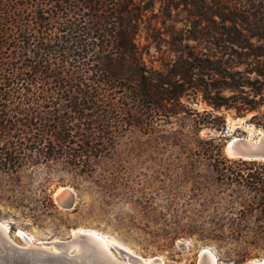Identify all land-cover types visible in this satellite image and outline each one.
<instances>
[{
  "label": "trees",
  "instance_id": "trees-1",
  "mask_svg": "<svg viewBox=\"0 0 264 264\" xmlns=\"http://www.w3.org/2000/svg\"><path fill=\"white\" fill-rule=\"evenodd\" d=\"M156 2L166 20L182 14L186 22L165 41L179 56L164 70L144 63L136 40ZM256 23L264 24V0H0V199L53 208L45 187L32 196L27 170L96 181L98 163L114 158L127 135L153 139L158 119L176 117L182 129L173 141L195 143L220 193L228 192L216 236L236 243L237 263L263 258L264 162L228 158L220 136L198 135L224 129L222 108L253 113L248 121L264 126V34ZM150 38L164 41L155 29ZM198 93L211 110L182 101ZM108 174L101 180L116 178Z\"/></svg>",
  "mask_w": 264,
  "mask_h": 264
},
{
  "label": "rangeland",
  "instance_id": "rangeland-1",
  "mask_svg": "<svg viewBox=\"0 0 264 264\" xmlns=\"http://www.w3.org/2000/svg\"><path fill=\"white\" fill-rule=\"evenodd\" d=\"M147 17L136 40L142 47L144 63L149 68L164 70L179 56L170 51L165 41L186 22L182 14H172L166 20L160 2L155 3ZM253 27L254 31L264 34L263 23ZM153 29L164 40L160 44L150 38ZM254 75H246L244 79H253ZM244 89L249 93L248 87ZM221 94L228 96L231 92L224 90ZM182 101L198 111L211 110L201 93L186 96ZM260 112H264V105ZM216 113L225 116L224 129L202 128L198 135L201 138L220 136L215 142L222 144L224 155L225 144L232 137L255 138L264 132V126L248 121L253 113L239 117L233 110L224 108ZM157 122L160 131L153 139L139 132L129 134L119 144L114 158L99 162L96 181L75 179L59 168L38 166L27 170L26 182L32 196L43 186L55 207L17 209L0 199V219L9 225L10 238L20 246L25 245L17 234L23 230L32 236L35 244L41 245L44 241L67 240L73 230L89 228L143 258L158 257L163 264H196L200 250L205 247L214 252L216 264H237L232 254L236 243L223 242L216 236L219 226L215 223L224 225L221 218L224 208L229 206L228 192L220 193L224 189H219L214 182L212 167L208 160L198 156L195 143L190 141L181 146L173 141L174 132L182 129L179 119L161 118ZM108 172L116 178L102 181L101 177L109 175ZM64 186L76 193L75 204L68 210L60 208L55 199L57 189ZM208 191L215 198L209 199L212 195ZM231 205L234 210L240 208L235 201ZM112 251L118 260L124 261L116 248ZM76 252L77 249H71L68 255L74 257Z\"/></svg>",
  "mask_w": 264,
  "mask_h": 264
},
{
  "label": "water",
  "instance_id": "water-1",
  "mask_svg": "<svg viewBox=\"0 0 264 264\" xmlns=\"http://www.w3.org/2000/svg\"><path fill=\"white\" fill-rule=\"evenodd\" d=\"M226 157L231 159L255 160L264 162V132H260L254 138L235 137L226 142L224 147ZM76 193L70 187L64 186L57 189L55 199L58 206L68 210L75 204ZM5 226L0 222V264H69L73 256L68 255V247L74 244L80 245L86 242L93 235L88 232H76L67 240L44 241V245H53L56 251L39 248L35 245L20 246L16 244L10 236L5 237L3 230ZM25 240L29 238L24 235ZM124 261H138L145 264L143 258L138 257L130 251L114 245ZM206 253L202 252L196 264L204 260ZM154 261L160 260L158 257ZM237 264H264L263 258L249 259Z\"/></svg>",
  "mask_w": 264,
  "mask_h": 264
},
{
  "label": "bare ground",
  "instance_id": "bare-ground-1",
  "mask_svg": "<svg viewBox=\"0 0 264 264\" xmlns=\"http://www.w3.org/2000/svg\"><path fill=\"white\" fill-rule=\"evenodd\" d=\"M233 138L235 137H232L231 139ZM0 222L5 226L3 230L5 237H8L10 232L9 226L1 220ZM80 231L88 232L92 234L93 237L89 238L86 242L81 243L80 245L74 244L67 248L68 251L74 248L77 249L76 255L69 261V264H141L136 260L130 262L120 261L116 258L115 254L112 251V248H116L114 245H117L119 247H122L130 251L134 255L141 257L135 254L128 247L116 242L115 240L107 239L106 236L91 229H83V228L75 229L72 231V234ZM17 234L21 236L27 247H29L30 245H35L39 248L56 251V248L53 245L46 246L43 244L44 242L41 245L35 244L33 242V238L23 230H18ZM24 235H26L29 238V240H25ZM205 251L208 253H206L204 260H202L200 264H216V257L214 255V252H212L210 248L205 247L202 250H200V256L201 253ZM153 259L154 258L151 259L143 258L145 264H163L162 260L154 261Z\"/></svg>",
  "mask_w": 264,
  "mask_h": 264
}]
</instances>
